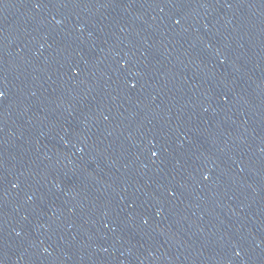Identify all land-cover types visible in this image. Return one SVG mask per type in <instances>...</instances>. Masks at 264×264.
I'll list each match as a JSON object with an SVG mask.
<instances>
[{
  "label": "snow or ice",
  "instance_id": "1",
  "mask_svg": "<svg viewBox=\"0 0 264 264\" xmlns=\"http://www.w3.org/2000/svg\"><path fill=\"white\" fill-rule=\"evenodd\" d=\"M0 95H3V93H0Z\"/></svg>",
  "mask_w": 264,
  "mask_h": 264
}]
</instances>
